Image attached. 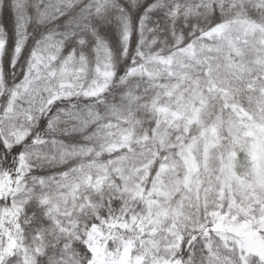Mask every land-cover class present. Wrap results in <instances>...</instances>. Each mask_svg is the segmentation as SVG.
Wrapping results in <instances>:
<instances>
[{
    "label": "snow or ice",
    "instance_id": "6c2138e0",
    "mask_svg": "<svg viewBox=\"0 0 264 264\" xmlns=\"http://www.w3.org/2000/svg\"><path fill=\"white\" fill-rule=\"evenodd\" d=\"M0 264H264V0H0Z\"/></svg>",
    "mask_w": 264,
    "mask_h": 264
}]
</instances>
